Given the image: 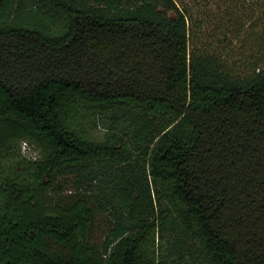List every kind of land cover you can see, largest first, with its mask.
Segmentation results:
<instances>
[{
  "label": "trees",
  "instance_id": "1",
  "mask_svg": "<svg viewBox=\"0 0 264 264\" xmlns=\"http://www.w3.org/2000/svg\"><path fill=\"white\" fill-rule=\"evenodd\" d=\"M23 1L0 0V264H264V0H204L262 10L241 73L190 48L199 2L33 0L45 29L8 23Z\"/></svg>",
  "mask_w": 264,
  "mask_h": 264
},
{
  "label": "rangeland",
  "instance_id": "2",
  "mask_svg": "<svg viewBox=\"0 0 264 264\" xmlns=\"http://www.w3.org/2000/svg\"><path fill=\"white\" fill-rule=\"evenodd\" d=\"M183 1L187 3L189 7L193 5V3H201L198 7L194 8L195 18L197 21L194 26L191 24V30L193 31H191L190 48L192 49L195 45V47L200 50L214 53L219 57L222 64L225 67L232 69L234 73H241L243 68L244 71H247L248 67H244V63L242 68H237L238 62L247 60L248 56L246 54H250L252 51H254V53L257 52V45L253 49L249 47L250 32L247 30L249 29L248 25H250L253 16L262 15V10L258 11L255 7H251V5L248 4L249 2H247L240 11L236 8L237 2L234 1L232 4L223 5L224 8H226V6H233L235 9L232 12L235 13L233 15L234 19H231V17L225 14L224 9L218 12L219 5L213 2L210 6H206V2L204 0H198L197 2H195L196 0ZM22 3L23 6L25 5V8H18V14L15 19L14 16L10 15L8 23H11L12 20H14L17 24L39 26L40 28L43 27L45 29H50L49 26H51L52 22L48 23L47 19L43 18L45 15H43L38 5L34 4L33 0H24ZM239 7L241 8V4ZM237 19H242L245 23V30L242 35L238 39L234 38L235 36L233 33L225 36L224 31H230V28L234 26L241 30L240 25L236 23ZM61 24L62 23H59V26H61ZM246 31L247 34H245ZM243 39H247V41L244 42ZM247 62L248 61H246V64ZM90 124L91 121H88L86 124L89 130L88 136L97 141L103 140L109 124L108 117L105 114H98L94 118V124L92 127H89ZM95 219V241L97 244H101L104 241V236L110 225V218L108 213H100L95 217ZM158 243L159 242H157V246H159Z\"/></svg>",
  "mask_w": 264,
  "mask_h": 264
},
{
  "label": "built area",
  "instance_id": "3",
  "mask_svg": "<svg viewBox=\"0 0 264 264\" xmlns=\"http://www.w3.org/2000/svg\"><path fill=\"white\" fill-rule=\"evenodd\" d=\"M24 150L26 151V146L24 145Z\"/></svg>",
  "mask_w": 264,
  "mask_h": 264
}]
</instances>
